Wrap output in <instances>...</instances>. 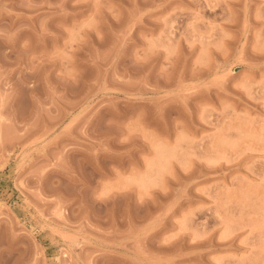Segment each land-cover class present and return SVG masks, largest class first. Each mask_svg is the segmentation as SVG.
Returning a JSON list of instances; mask_svg holds the SVG:
<instances>
[{
  "label": "rangeland",
  "instance_id": "obj_1",
  "mask_svg": "<svg viewBox=\"0 0 264 264\" xmlns=\"http://www.w3.org/2000/svg\"><path fill=\"white\" fill-rule=\"evenodd\" d=\"M0 264H264V0H0Z\"/></svg>",
  "mask_w": 264,
  "mask_h": 264
}]
</instances>
